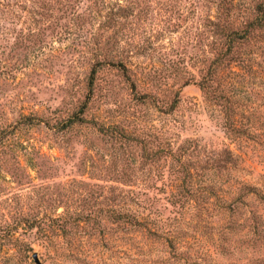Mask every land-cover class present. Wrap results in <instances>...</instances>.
Returning <instances> with one entry per match:
<instances>
[{
    "label": "rangeland",
    "instance_id": "obj_1",
    "mask_svg": "<svg viewBox=\"0 0 264 264\" xmlns=\"http://www.w3.org/2000/svg\"><path fill=\"white\" fill-rule=\"evenodd\" d=\"M219 1L0 0V264H264V33L215 74L226 120Z\"/></svg>",
    "mask_w": 264,
    "mask_h": 264
},
{
    "label": "trees",
    "instance_id": "obj_2",
    "mask_svg": "<svg viewBox=\"0 0 264 264\" xmlns=\"http://www.w3.org/2000/svg\"><path fill=\"white\" fill-rule=\"evenodd\" d=\"M216 7L217 21H214L213 24L215 25L214 27L216 28L217 32L221 35H224L223 45L221 50L217 52L210 60L207 71L199 76V79L196 80V83L200 91L205 95V97H207V99L215 101L222 107L226 120L229 119L232 121L234 113L230 106V100L226 96L224 90L218 87L215 74L220 68L223 67V65H226L227 62H230L233 59L234 61H240L242 59L241 52H238L237 50L240 48V46H242L243 43H248L251 40H258L261 38L260 35L264 33V0H257L254 3L251 12L247 16L242 14L240 10L239 11L241 13L238 16H234V14H232V10L238 7L233 2V0H221L218 2ZM232 18L237 20L236 24H234V20H231ZM99 65V62L97 61L96 63L92 64L90 69L88 82L90 89L94 82ZM119 66L125 69L123 64H119ZM131 88L133 90L135 89L134 82H131ZM146 95V93H143L139 97L144 98ZM173 100L174 103L177 102L178 91L175 92ZM85 109L86 102L81 104V106L76 111H74L71 116L59 121L57 123L58 127L65 129L74 125H83L87 121L83 116ZM94 124V128L97 129L98 132H101L105 135L112 137L110 132L117 130V137L127 136L123 131H119L117 126H110L112 129L106 130L101 123L95 122ZM224 126L229 132H233L235 129L239 131V128L233 126L232 122H225ZM260 198L264 199V196H261ZM115 215V220L117 222L123 221L124 223L135 226L140 223L134 214H129L126 211L123 212L120 210ZM35 223L32 224L31 227L38 225ZM60 228L64 229V224H60ZM29 247L30 246H26V249L30 250L31 248Z\"/></svg>",
    "mask_w": 264,
    "mask_h": 264
},
{
    "label": "water",
    "instance_id": "obj_3",
    "mask_svg": "<svg viewBox=\"0 0 264 264\" xmlns=\"http://www.w3.org/2000/svg\"><path fill=\"white\" fill-rule=\"evenodd\" d=\"M32 258L34 259V261L36 263H38V264L40 263V259H39L38 254L36 252H33Z\"/></svg>",
    "mask_w": 264,
    "mask_h": 264
}]
</instances>
